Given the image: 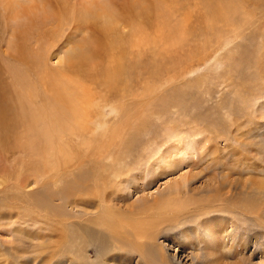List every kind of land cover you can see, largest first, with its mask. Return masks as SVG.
Segmentation results:
<instances>
[{
	"label": "rangeland",
	"instance_id": "374dc122",
	"mask_svg": "<svg viewBox=\"0 0 264 264\" xmlns=\"http://www.w3.org/2000/svg\"><path fill=\"white\" fill-rule=\"evenodd\" d=\"M90 1L33 0L35 15L11 13L0 0V89H21L26 76L38 97L48 96L36 72L39 62L66 79L67 58L80 47L102 50L99 44L108 40L99 16L104 9L80 13ZM107 1L123 33L116 40L124 37L127 49L120 87L127 81L133 88L119 116L135 107L143 116L127 155L121 153L126 166H136L143 178L124 177L122 192L128 197L115 201L117 209L123 216L138 211L139 217L158 221L156 240L141 247L151 252L152 264H264V0ZM134 32L139 38L135 53L128 49ZM19 39H28L31 50H43L44 44L52 52L50 60L39 58L25 72V63L16 61ZM99 54L91 69L94 79L107 65L106 50ZM94 91H100L95 83L89 92L96 96ZM119 91L113 89L109 102L102 95L98 99L110 105L125 92ZM7 120L0 109V201L7 204L0 203V264H71L80 253L61 247L62 223L74 222L90 208L73 207L74 197L65 198L59 186L44 189L48 174L21 169L19 162L31 154L15 150ZM174 143L185 159L162 172L164 152ZM48 190L54 196L48 197ZM166 199L183 208L170 204L171 210L157 211ZM128 205L133 212L125 210ZM126 239L125 249L138 255L120 264H140V244ZM112 256L111 251L108 259Z\"/></svg>",
	"mask_w": 264,
	"mask_h": 264
},
{
	"label": "bare ground",
	"instance_id": "6f19581e",
	"mask_svg": "<svg viewBox=\"0 0 264 264\" xmlns=\"http://www.w3.org/2000/svg\"><path fill=\"white\" fill-rule=\"evenodd\" d=\"M1 1L4 9L9 10L11 13H19L18 11L22 10V12L39 15L36 8L31 5L33 0ZM224 2L226 1L223 0L222 3ZM220 3L218 2V4ZM28 4L30 6L27 7ZM108 4L107 0H91L80 12L81 15L85 14L84 12L91 13L95 6L98 11L104 9V11L99 12V16L100 18L103 17L102 27L108 33L106 34L108 40L99 44L102 50L80 47L74 55L67 58L69 73H62L66 79L58 78V75L52 74L48 66L43 67L39 62V68L36 71L38 79L41 82L40 84L46 87V90H49L50 94L48 96L47 94H42L38 97L36 92L30 88L29 80H26L27 77L22 76L21 80L23 79L24 82L21 89L15 87V85H13L12 90L8 87L0 89V109L8 118L7 124L9 130H11L10 134L13 136L15 150L20 147L18 149V151L22 150L20 154H31L28 161L19 162L21 169L29 170L34 167L38 174L44 176L48 174V179L41 183L44 189H51L50 184L59 186L61 194H64L65 198L71 199L74 197L73 207L82 204L94 210H85L83 216H81L82 214H77V219L70 224L61 222L65 227L62 234L66 235L61 247L65 251L66 248H69L70 253H80V255L77 254V258L75 257L76 260L72 259L71 264L131 263L134 260L133 255L138 254H135L133 249H125L126 247L123 245H127L129 241L126 238H130L140 244L137 247L141 256L139 259L140 264H152L150 261L152 258L149 257L151 252L148 253L146 249L143 250L141 247L147 241L156 240L158 221L151 217H139L138 215H142V213H138V211L134 214L130 213L134 217L127 216L126 213L123 216L122 208L117 209V204L119 203L116 204L115 202L128 197V194L122 192L125 176L131 178L135 176L131 179L133 181H139L143 178L141 171H138L139 174L135 173L136 166H126V158L121 157L122 152V155L125 156L127 155L125 152L131 148L132 139L136 137L140 128L139 120L143 116L142 109L137 107L125 112L124 118L119 116L124 111L125 100H127L129 94L128 91H133V88L128 85L127 81L123 82L125 84L120 87L119 78H121L124 68H126L123 60L127 49L125 48L124 37L116 40L118 37L116 35L120 36L121 34L122 36L123 33L117 30L118 26L115 25L116 17L107 7ZM132 7L136 8L134 5ZM132 7L128 9L132 10ZM218 8L220 13H218L219 11L216 13H218L219 18H223L226 13L221 4ZM125 9L127 11V8ZM18 28L19 26L16 29ZM138 39L137 32H134L129 41V51L135 53ZM28 44V39L27 43L26 40L21 41L19 39L17 44H14L15 46L20 45V50L17 49L19 52L15 50V53H18L20 58L16 61H20L22 65L25 63V72L27 69L33 70L39 58L48 62L52 54L44 44L43 50H31L28 48ZM105 50L108 53L107 65L99 72L100 76L94 79V72L91 69L97 66L95 58L101 56L99 53ZM109 52L111 53L109 54ZM94 83L100 88L98 95L94 91L96 96L93 95V92H89L93 91ZM117 88L121 92H125H122V97H117L119 99L115 98L112 104H104V99L103 101L98 99L102 95L107 101L110 100V96L114 94L113 89L116 90ZM32 98L33 102H31ZM38 99H41V101L39 102ZM108 105L110 106L109 113H107ZM117 117L119 118L116 119ZM198 143L201 144L202 142L198 141ZM178 145L174 143L164 152L165 164L162 166L164 170L161 167L162 172L166 171L165 168L171 167L185 159L180 149L177 151ZM41 164H43V169L40 168ZM124 166L126 167L124 168ZM38 174H35V176L39 179ZM231 184L233 183L231 182ZM180 191L178 190V192ZM69 194H72V196H69ZM47 195L51 197L54 196V193L48 190ZM169 200L166 199V204L161 200L159 204L162 208L157 211L171 210L170 204L175 205L177 209L183 208L180 202L175 203ZM0 203L1 205H7L4 204V200H1ZM132 205H128L125 210L127 211L128 209L131 212L134 209ZM144 209V211H147L151 207L147 204ZM116 245H119L120 249L114 248ZM137 249H135L136 252L138 251ZM126 250L133 254L128 251V254H123ZM111 251L113 256L109 260L108 254ZM55 252L58 251L55 250ZM92 253H95L96 257ZM130 256L131 258L129 259ZM153 256L155 255L153 254ZM92 258L95 259L92 260Z\"/></svg>",
	"mask_w": 264,
	"mask_h": 264
}]
</instances>
